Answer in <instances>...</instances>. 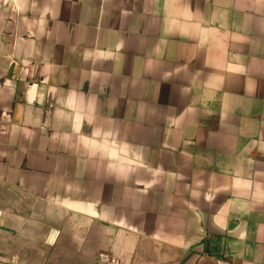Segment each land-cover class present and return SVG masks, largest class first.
Returning <instances> with one entry per match:
<instances>
[{"label": "crops", "instance_id": "0c3cea01", "mask_svg": "<svg viewBox=\"0 0 264 264\" xmlns=\"http://www.w3.org/2000/svg\"><path fill=\"white\" fill-rule=\"evenodd\" d=\"M0 3V262L264 264V0Z\"/></svg>", "mask_w": 264, "mask_h": 264}, {"label": "rangeland", "instance_id": "374dc122", "mask_svg": "<svg viewBox=\"0 0 264 264\" xmlns=\"http://www.w3.org/2000/svg\"><path fill=\"white\" fill-rule=\"evenodd\" d=\"M6 5L0 3V42H3L2 40L6 39L7 35L10 33L11 31V26L8 25L7 23L4 22V17L6 16ZM102 253H108L111 254L113 252H111V250H102L100 252L97 253L96 255V259L94 260V262H55V264H96L97 259L99 257L100 254ZM117 255H115L118 258H121V260L125 257L124 254L122 252H115ZM37 263V264H44V262H32V264ZM0 264H16V262H0ZM23 264H31V262H23ZM122 264H135V262H123L122 260ZM138 264V262H137Z\"/></svg>", "mask_w": 264, "mask_h": 264}, {"label": "built area", "instance_id": "2783aa9c", "mask_svg": "<svg viewBox=\"0 0 264 264\" xmlns=\"http://www.w3.org/2000/svg\"><path fill=\"white\" fill-rule=\"evenodd\" d=\"M96 264H122V261L113 254L102 253L99 255Z\"/></svg>", "mask_w": 264, "mask_h": 264}]
</instances>
